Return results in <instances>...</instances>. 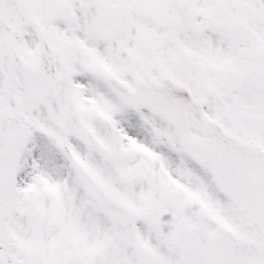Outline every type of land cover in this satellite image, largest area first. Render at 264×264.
Returning a JSON list of instances; mask_svg holds the SVG:
<instances>
[{
    "label": "snow or ice",
    "instance_id": "1",
    "mask_svg": "<svg viewBox=\"0 0 264 264\" xmlns=\"http://www.w3.org/2000/svg\"><path fill=\"white\" fill-rule=\"evenodd\" d=\"M0 264H264V0H0Z\"/></svg>",
    "mask_w": 264,
    "mask_h": 264
}]
</instances>
